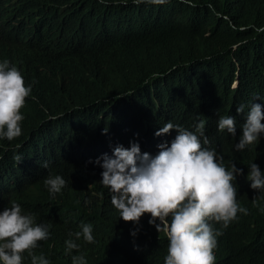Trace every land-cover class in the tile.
Listing matches in <instances>:
<instances>
[{"label":"trees","instance_id":"1","mask_svg":"<svg viewBox=\"0 0 264 264\" xmlns=\"http://www.w3.org/2000/svg\"><path fill=\"white\" fill-rule=\"evenodd\" d=\"M0 36L15 37L40 74L21 135L0 139L8 166L30 178L33 211L54 215L66 233L91 223L95 241L83 244L91 264H136L133 251L141 247L158 263L162 242L143 233L135 242L129 221L119 229L115 215L93 208L80 188L52 199L42 179L64 173L59 164L91 169L99 148L152 136L173 119L203 121L211 140L227 144L228 134L217 132L219 115L244 121L255 97L264 105V0H156L144 9L131 0H0ZM227 149L218 145L229 165L243 169L236 199L247 214L227 226L210 220L218 230L214 264H264V191L247 180L250 162L264 170V147L236 158ZM45 160L48 168L40 166Z\"/></svg>","mask_w":264,"mask_h":264},{"label":"clouds","instance_id":"2","mask_svg":"<svg viewBox=\"0 0 264 264\" xmlns=\"http://www.w3.org/2000/svg\"><path fill=\"white\" fill-rule=\"evenodd\" d=\"M148 1L156 0L131 3L144 9ZM33 63L15 37L0 36V139L13 141L22 133L23 109L40 79ZM256 98L262 100L254 98L244 121L235 122L233 115L218 117L221 131L217 132L229 137V157L264 147V105L254 102ZM244 108L239 104L237 113ZM212 123L215 127V118ZM214 138L215 142L203 121L190 126L169 120L152 136L116 138L99 148L87 163L91 169L59 164L64 173L48 171L42 182L52 199L57 200L69 188H80L93 208L104 211L114 206L119 229L120 223L129 221L130 237L135 242L142 243L139 234L143 233L150 240L154 237L166 243L156 264H214L218 230L210 220L227 226L238 212L247 214V208L236 199L244 185L239 176L243 169L224 160L218 145L222 148L227 144ZM4 153L0 155V264H91L83 244L95 241L92 224L82 222L66 233L57 226L54 215L35 213L29 176L12 170ZM40 166L48 168V161ZM247 180L252 189L264 191V170L257 163L248 165ZM133 252L136 264H153L142 247ZM96 264L116 262L105 258Z\"/></svg>","mask_w":264,"mask_h":264},{"label":"bare ground","instance_id":"3","mask_svg":"<svg viewBox=\"0 0 264 264\" xmlns=\"http://www.w3.org/2000/svg\"><path fill=\"white\" fill-rule=\"evenodd\" d=\"M264 145V140L261 142V146H263ZM226 146H228V144L226 145ZM7 162V161H6ZM10 162V161H9ZM8 162V163H9ZM10 165H11V163H10ZM109 200H110V195H108V202H109ZM117 211V209L114 207V206H110V207H108L107 208V214L109 215V216H111L112 214H114L115 212ZM162 246H163V249H165L166 247V243H162ZM82 248V247H81ZM116 264H122V261H120V262H117Z\"/></svg>","mask_w":264,"mask_h":264}]
</instances>
